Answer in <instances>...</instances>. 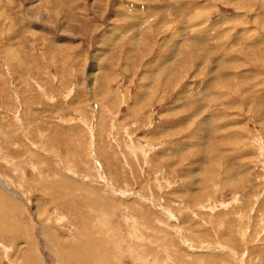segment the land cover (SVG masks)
I'll return each instance as SVG.
<instances>
[{
    "label": "rangeland",
    "instance_id": "rangeland-1",
    "mask_svg": "<svg viewBox=\"0 0 264 264\" xmlns=\"http://www.w3.org/2000/svg\"><path fill=\"white\" fill-rule=\"evenodd\" d=\"M1 205L0 264H95L42 215L119 264L133 222L154 264H264V0H0Z\"/></svg>",
    "mask_w": 264,
    "mask_h": 264
},
{
    "label": "bare ground",
    "instance_id": "bare-ground-1",
    "mask_svg": "<svg viewBox=\"0 0 264 264\" xmlns=\"http://www.w3.org/2000/svg\"><path fill=\"white\" fill-rule=\"evenodd\" d=\"M158 7V6H157ZM161 19V18H160ZM164 19V18H163ZM184 60V59H183ZM2 188H4V189H6V185L2 182ZM78 190V189H77ZM90 190V189H89ZM87 191H88V189H87ZM91 192V191H90ZM9 194H11L12 195V193H10L9 192ZM89 194V193H88ZM87 194V195H88ZM93 195V194H92ZM14 196V195H13ZM2 197V196H1ZM15 197V196H14ZM89 197V196H88ZM87 198V197H86ZM55 199V198H54ZM87 199H89V198H87ZM3 203V202H2ZM2 207H3V210H4V213H1L0 212V214H1V216L3 217L2 219H0V226L2 227V224L3 223H10V224H8L7 226H9V228L7 227V226H4V227H2V229H4L5 230V228H8V230L7 231H13L14 233H18V231L19 232H22V229H20V224L19 223H16V220L12 217V208H10L11 206H5V205H1ZM100 209V208H99ZM102 212V211H101ZM100 212V213H101ZM7 213V214H6ZM38 213V212H37ZM11 215V216H10ZM105 215H110V213H109V209L108 210H106L105 211ZM42 216H46V217H43V219H42V221H41V226L38 228L39 229V231L41 232V234L43 235V237H46L47 239H49L48 240V242H49V244H50V250H51V253L54 255V257L59 261V262H61V263H63V262H65V261H67V259H69V258H73L74 257V253L75 254H77L78 256H79V251L81 250V251H83V249L82 248H86V250H87V254L88 255H90V257L92 256V258H94V262H95V264H119V261L121 260V258H122V256L124 255L122 252V248H120L119 246H122L123 247V245H122V243H123V240L120 238H116L117 239V241H111V242H113V243H115L114 245H115V249L116 250H118L119 252H120V254H121V257L119 258V257H117L115 254H113V255H111L110 254V250H109V253L107 254L108 255V257L104 254V252H103V250H101V248H102V246L104 245L103 243H104V241L105 240H109V238H107L106 236L104 237V238H102V236H104L103 234H104V232L100 235V233H99V235L101 236V237H99V235H98V237H97V235H94V232L92 231V230H90L89 229V223L90 222H86L85 224H83L82 226H81V230L79 231V232H81V237H82V239H76V237H75V235H74V237H75V240L72 242V237H71V234L70 233H67V238L66 239H64V238H62V237H59V235L58 234H60L59 232L58 233H55L54 231H52L53 230V228L51 227V229H49L48 227V225H50V224H48L49 223V218L47 217V215H42ZM90 218V217H89ZM97 218V217H96ZM102 218V217H101ZM103 219V218H102ZM126 220V219H125ZM91 221V220H90ZM101 222H103V224H102V226L103 225H105L106 224V222H108V221H101ZM136 222V221H135ZM134 223V222H133ZM133 223H132V225H130V226H133V229L135 230V232H136V235L134 236V233L131 235L130 234V239H135L136 241H138V243L139 244H137V246H138V248L136 249V247L137 246H135L133 249L131 248V247H128V250H129V254L130 255H132V257L135 259V261H136V263H142V262H144V264H154L155 263V260L156 259H154V257H156L155 256V254H156V251H155V248H154V246L152 247L151 245V243L149 242H147L146 243V241H147V239H143V234H140V232H138L139 230L137 229V228H135V225H137V224H135V225H133ZM109 224V223H108ZM149 223H147L146 225H148ZM111 225V224H110ZM113 225V224H112ZM127 225V224H126ZM52 226V225H51ZM116 226V225H115ZM110 227V226H109ZM27 230H29L30 231V229H31V227L28 225V226H26L25 227ZM92 228V227H91ZM101 228V226L100 227H98L97 229L99 230ZM111 228V227H110ZM110 228H108V229H110ZM112 228H114V227H112ZM117 228V227H116ZM57 230V229H56ZM55 230V231H56ZM98 230H96V231H98ZM102 231H105V230H102ZM107 231V230H106ZM110 231V230H109ZM57 232V231H56ZM68 232H69V230H68ZM71 232V231H70ZM114 232H116V231H114ZM64 233V232H63ZM22 234V233H21ZM73 234V233H72ZM111 234H113V233H111ZM118 234V233H117ZM6 235V234H5ZM96 236V237H95ZM118 236V235H117ZM80 237V236H79ZM111 237V236H110ZM115 237V236H114ZM62 238V239H61ZM114 239V238H113ZM76 241V242H75ZM109 242V241H108ZM113 243H110V244H112V246H113ZM30 244H31V242H30ZM37 245V244H36ZM108 245V244H107ZM106 245V246H107ZM129 245H131V244H129ZM109 246V245H108ZM112 246H111V249H113L114 248V246H113V248H112ZM132 246V245H131ZM151 246V247H150ZM156 246V245H155ZM2 247L3 248H5L6 249V247L4 246V245H2ZM126 247H127V245H126ZM38 249V248H37ZM114 249V250H115ZM7 250V249H6ZM27 250V249H26ZM85 250V249H84ZM27 252V251H26ZM30 252V251H29ZM84 252V251H83ZM113 252V251H112ZM117 252V251H116ZM118 253V252H117ZM85 254V253H84ZM86 254V255H87ZM41 255V254H40ZM81 255V254H80ZM42 256V255H41ZM40 256V257H41ZM23 257H24V255H23ZM26 257V256H25ZM24 257V258H25ZM81 257V256H80ZM149 257H150V260H149ZM38 258V257H37ZM26 259V258H25ZM109 259H110V261H109ZM80 260V259H79ZM82 260H84V259H82ZM73 261V260H72ZM74 263L76 262V261H73ZM93 262V261H92ZM27 263H29V260L27 261ZM77 263H79V261L77 262ZM67 264H69V263H67ZM71 264V263H70Z\"/></svg>",
    "mask_w": 264,
    "mask_h": 264
}]
</instances>
